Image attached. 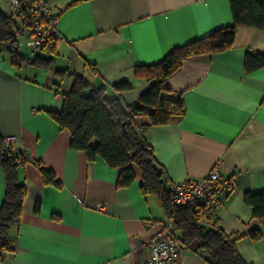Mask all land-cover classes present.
<instances>
[{"label": "crops", "instance_id": "1", "mask_svg": "<svg viewBox=\"0 0 264 264\" xmlns=\"http://www.w3.org/2000/svg\"><path fill=\"white\" fill-rule=\"evenodd\" d=\"M45 1L57 14L54 69L82 76L124 108L152 84L134 78L136 66L232 24L228 0ZM255 54H264V31L238 29L229 49L187 60L164 81L160 97L181 99L182 117L163 126L133 120L167 185L213 167L232 180L219 229L245 264H264V225L243 203L245 193L264 192V67L243 69L245 56ZM71 81L31 65L15 68L0 50V144L11 137V148L25 155L16 165L24 198L1 264H141L143 244L167 222L158 198L141 194L137 170L131 185L117 188L118 170L69 148V133L50 115ZM120 83L130 90L117 94ZM40 169L58 185L45 183ZM4 193L0 161V206ZM252 232L260 236L251 239ZM181 264L206 263L186 250Z\"/></svg>", "mask_w": 264, "mask_h": 264}, {"label": "trees", "instance_id": "2", "mask_svg": "<svg viewBox=\"0 0 264 264\" xmlns=\"http://www.w3.org/2000/svg\"><path fill=\"white\" fill-rule=\"evenodd\" d=\"M232 18L230 26L172 49L157 63L136 66L135 79L152 82L150 88L135 102L121 106L119 99L106 96L103 88H93L82 76L66 70H55L53 46L44 53L34 54L30 60L20 54L17 40L11 31L15 27L12 18L0 11V50H5L13 67L21 64L51 72L58 78L67 75L72 79L70 89L63 95L60 111L51 118L60 129L69 133V148L82 152L87 161L101 159L109 168L119 171L116 186L126 188L135 179L134 170L141 177L142 195H153L159 200L166 221L174 226V236L186 250L201 258L206 264H245L238 256L232 236L225 235L219 225L205 216L203 208L194 213L189 204L171 207L173 193L156 165L151 149L142 134L135 129L134 118L145 117L149 126L167 125L172 118L182 117L185 110L181 99L175 101L160 97L164 81L176 73L183 62L196 57L210 56L229 49L235 33L240 28L264 31V0H228ZM264 67V54L246 55L244 72L251 74ZM118 94L130 90L128 83L113 87ZM142 130V129H141ZM1 150V144H0ZM22 153H0L5 193L0 206V264L9 252L8 236L11 227L18 222L24 198V188L17 183L16 165L22 163ZM45 183H53L48 171L40 169ZM243 203L251 209L252 219L264 225V192L245 193ZM210 221V224L205 222ZM166 222V223H167ZM258 232L250 234L256 239Z\"/></svg>", "mask_w": 264, "mask_h": 264}, {"label": "built area", "instance_id": "3", "mask_svg": "<svg viewBox=\"0 0 264 264\" xmlns=\"http://www.w3.org/2000/svg\"><path fill=\"white\" fill-rule=\"evenodd\" d=\"M7 14L12 18L15 27L11 31L13 37L23 39L24 45L32 54L44 53L56 47L59 37L56 32L57 14L45 0H6ZM142 134L143 130L139 129ZM11 137L4 138L0 153L12 151ZM23 158L25 157L22 154ZM232 180L223 178L216 167L197 180H184L170 183L173 198L171 207L189 204L198 213L200 208L211 222L219 225L217 212L221 199L232 187ZM207 221L206 224L211 222ZM148 258L141 264H181V257L186 249L174 236V226L167 222L155 235L143 244Z\"/></svg>", "mask_w": 264, "mask_h": 264}, {"label": "rangeland", "instance_id": "4", "mask_svg": "<svg viewBox=\"0 0 264 264\" xmlns=\"http://www.w3.org/2000/svg\"><path fill=\"white\" fill-rule=\"evenodd\" d=\"M0 11L3 13L7 12V8H6V0H0ZM13 36V35H12ZM14 38V37H13ZM18 43V50L20 52L21 55L26 56L27 58H29L30 60L34 59L36 56H34V54H32L30 52L29 49H27L24 45L25 41L23 39H17L16 41Z\"/></svg>", "mask_w": 264, "mask_h": 264}]
</instances>
